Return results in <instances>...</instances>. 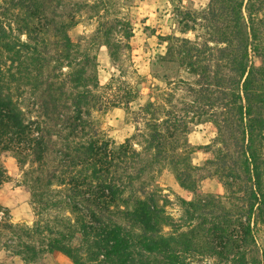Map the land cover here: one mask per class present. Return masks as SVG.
I'll use <instances>...</instances> for the list:
<instances>
[{
  "label": "trees",
  "instance_id": "16d2710c",
  "mask_svg": "<svg viewBox=\"0 0 264 264\" xmlns=\"http://www.w3.org/2000/svg\"><path fill=\"white\" fill-rule=\"evenodd\" d=\"M66 4L0 2V186L9 178L3 160L9 154L23 169L38 215L49 208L70 212L20 227L29 240H21L14 253L26 264H37L41 255L54 251L74 264H156L159 257L164 264H185L181 252L194 250L195 239L204 233L212 238L201 247L228 256L225 251L239 244L230 209L211 198L187 201L196 209H216L214 220L209 227L191 228L190 234L166 235L163 227L171 217L155 193L133 190L152 163L164 160L183 188L199 193L200 167L192 163L195 148L187 133L206 114L221 144L208 162L217 164L225 187L244 194L242 240L255 242L252 219L264 224V0H209L205 12L194 16V26L183 28L196 29L198 23L209 38L197 37L205 42L166 36L168 50L162 57L195 75L189 84L194 99L179 108L173 103L179 84L169 81L172 88L140 104L134 112L148 130L142 150L131 137L116 143L101 136L92 121L90 108L130 109L140 90L126 86L125 95L108 101L97 93V76L89 73L96 56H80L81 46L70 35L76 21L65 13ZM111 30H105L104 43L113 57ZM209 41L222 44L218 57ZM27 87L36 94L33 116L22 107ZM56 185L60 189H52ZM127 190L132 192L126 195Z\"/></svg>",
  "mask_w": 264,
  "mask_h": 264
},
{
  "label": "rangeland",
  "instance_id": "374dc122",
  "mask_svg": "<svg viewBox=\"0 0 264 264\" xmlns=\"http://www.w3.org/2000/svg\"><path fill=\"white\" fill-rule=\"evenodd\" d=\"M1 2V0H0ZM209 0H67L65 13L74 16L75 25L70 35L81 46L80 56L89 53L96 56L90 66L89 73L97 76L99 87L97 93L104 94L105 100L120 99L124 87L133 86L140 90V96L131 103V108L110 104L91 109V119L100 130V135L110 138L116 143L131 137L134 146L142 150L147 136L145 120L137 117L140 104L151 96L158 99L159 91L172 88L169 81H177L173 103L179 108L194 99L189 84L195 81V75L179 62L163 59L168 50V34L189 37L193 41L205 42L208 34L197 24L196 29L183 32L186 25L194 26V16L204 13ZM111 28L109 35L113 43V57L104 43V32ZM132 35L126 38V34ZM204 35L205 39L197 35ZM209 38V37H208ZM25 39V35H22ZM214 47L213 56L220 53L218 42L209 41ZM210 50L208 54L211 53ZM54 64V63H53ZM96 65V66H95ZM67 70V68H65ZM158 95V96H157ZM36 94L29 87L25 88L22 107L28 114L36 113ZM107 97V98H106ZM125 99V98H122ZM194 112H190L192 116ZM197 119V118H196ZM190 124L187 138L195 148L190 157L196 171L199 193L196 194L183 188L178 182L171 166L166 161L154 162L133 188L135 193H155L159 204L171 217V224L163 227L166 235L186 232L203 224L210 226L214 220L213 211L209 206L196 209L187 201H196L199 197L214 199L217 205H224L233 213L231 228L234 239L238 243L232 252L220 255L210 249L201 247L211 240V235L202 233L197 237L198 246L190 252H181V261L185 264H242V253L246 258L244 264H264V224L255 223L252 219L255 242L242 240L241 223L246 221L245 196L242 192H231L221 181L217 173V164L208 162L215 158L220 143L216 141L217 132L208 115ZM151 159L150 156H146ZM4 165L9 178L0 186V262L1 264H26L20 255L14 253L19 242L29 240L22 234L20 227L34 226L41 220L51 221L57 215H70L65 209H47L37 214L34 209L29 186L24 184V172L17 160L7 154L3 156ZM60 189L53 186L52 189ZM132 191L127 190L126 195ZM203 202V201H202ZM9 223L12 227L8 226ZM21 236V237H20ZM35 241L40 237L35 236ZM154 262V260H152ZM159 257L156 264H164ZM37 264H74L65 254L54 251L40 256Z\"/></svg>",
  "mask_w": 264,
  "mask_h": 264
}]
</instances>
